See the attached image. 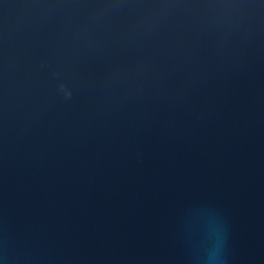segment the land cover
I'll return each mask as SVG.
<instances>
[{"label":"water","instance_id":"95a60500","mask_svg":"<svg viewBox=\"0 0 264 264\" xmlns=\"http://www.w3.org/2000/svg\"><path fill=\"white\" fill-rule=\"evenodd\" d=\"M0 264H264V0H0Z\"/></svg>","mask_w":264,"mask_h":264}]
</instances>
